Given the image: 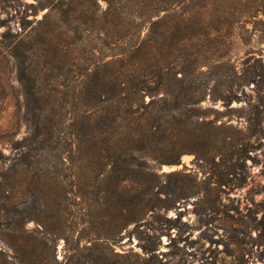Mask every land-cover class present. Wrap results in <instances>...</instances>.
Wrapping results in <instances>:
<instances>
[{"label":"rangeland","instance_id":"1","mask_svg":"<svg viewBox=\"0 0 264 264\" xmlns=\"http://www.w3.org/2000/svg\"><path fill=\"white\" fill-rule=\"evenodd\" d=\"M2 1V19H13L14 34L22 30V17L29 27L48 11L35 16L27 6L35 0ZM94 4L82 15L85 32L73 34L74 39L83 38L82 45L75 57L66 60L62 71L45 69L39 59L33 60L34 69L38 73L43 70L29 77L34 90L39 88L44 96L35 113L45 134L40 144L34 145L37 151L29 168L13 160V147L38 134L31 129L13 45L2 40L6 27L0 25V149L8 158L0 161V209L9 206V211H2L1 230L18 218L16 208L10 205L29 200L49 210L59 208L60 216L52 220V228L63 232L53 239L57 251L50 264H75L77 260L70 257L76 252L78 259L85 261L88 252L84 248L91 245L89 241L95 243L94 232L100 225L98 202L103 201L106 165L98 158L97 145L102 141L94 146L84 138L76 79L86 71L93 73L95 62L96 72L99 64L100 74L114 73L113 62L138 43L133 38L118 43L101 33L100 10L108 3L100 0ZM147 32L144 29L140 42ZM234 39L229 59L205 67L201 73L214 74L212 89L199 108L208 120L218 121L221 128L214 132L220 136L217 146L221 151L213 152L207 160L184 151L180 165L157 163L154 184L162 194L153 200V210L146 216V224L158 231L161 239L151 258L155 263L264 264V15L241 26ZM78 54L85 60L78 61ZM107 170L112 177L113 165ZM92 191L99 193L100 199ZM28 227L36 224L31 222ZM133 227L124 236L123 247L116 246V250L143 255L140 240L131 234Z\"/></svg>","mask_w":264,"mask_h":264},{"label":"trees","instance_id":"2","mask_svg":"<svg viewBox=\"0 0 264 264\" xmlns=\"http://www.w3.org/2000/svg\"><path fill=\"white\" fill-rule=\"evenodd\" d=\"M35 1L27 4L35 16L39 11H48L29 27L22 17V30L17 34L12 33L13 19H2L0 13V25L6 27L2 40L13 45L31 129L35 128L38 134L13 147V160L28 168L37 151L34 145L40 144L45 134L41 132L40 116L35 113L44 96L39 88L34 90L29 77L43 70L38 73L33 60L39 59L45 69L62 71L66 60L75 57L82 45L83 38H73V34L85 32L82 15L100 0ZM106 1L108 7L100 10L101 33L118 43H127L130 38L138 43L113 62L114 73L100 74L99 64L96 72L95 62L93 73L86 71L76 79L84 138L94 146L96 141H102L97 145L101 154L98 158L105 161L106 168L95 243L89 241L91 245L84 248L88 252L85 261L78 259V252L70 259L75 258V264H158L151 258L161 239L158 231L146 224L153 200L162 194L154 184L157 163L180 165L184 151L203 160L221 151L217 146L220 136L214 132L221 128L218 121L208 120L199 108L212 89L214 74L201 73L203 68L210 69L229 59L236 31L264 15V0ZM144 29L148 32L140 42ZM78 55V61L85 60ZM7 159L0 149V161ZM110 165L112 177L107 170ZM10 207L16 208L18 218L14 225L10 223L1 230L2 211H9V206L0 209V264H50L57 251L53 239L63 232L52 228V220L59 218L60 209L49 210L29 200ZM31 222L35 228L28 227ZM132 225L131 234L140 240L143 255L133 250H116V246L123 247L124 236Z\"/></svg>","mask_w":264,"mask_h":264}]
</instances>
